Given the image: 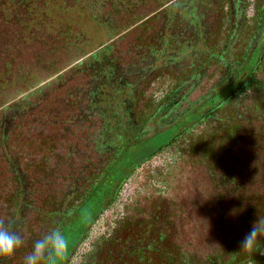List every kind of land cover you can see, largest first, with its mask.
Segmentation results:
<instances>
[{"label":"flooded vegetation","instance_id":"flooded-vegetation-1","mask_svg":"<svg viewBox=\"0 0 264 264\" xmlns=\"http://www.w3.org/2000/svg\"><path fill=\"white\" fill-rule=\"evenodd\" d=\"M46 1L31 24L27 4L0 0V219L24 239L0 264H24L33 242L56 227L81 229L63 264H88L92 242L117 220L139 223L157 201L200 200L197 165L195 193L173 189L165 149L177 134L116 183L92 222L82 214L132 142L183 123L193 103L223 86V62L264 57V0ZM95 56L104 66L93 67ZM258 143L244 177H213L245 212L264 204ZM175 156L179 166L184 157Z\"/></svg>","mask_w":264,"mask_h":264},{"label":"trees","instance_id":"trees-1","mask_svg":"<svg viewBox=\"0 0 264 264\" xmlns=\"http://www.w3.org/2000/svg\"><path fill=\"white\" fill-rule=\"evenodd\" d=\"M40 1L21 0L32 12L30 17L35 18L31 24L40 18L41 13L35 10ZM243 54L238 53L229 65L223 62L220 68L228 69L221 77L223 86L193 103L183 123L171 127L177 129L173 138L178 134L165 149L172 152L168 168L173 189L186 191V198L191 191L195 193L189 178L197 165L200 172L196 171L197 181L192 184H199L203 193L200 200L191 203L187 199L184 207L174 201L168 206L157 201L153 205L156 213L142 215L139 223L135 217L117 220L92 242L88 264H264V236L251 248L241 246L252 225L264 218V204L259 202L255 209L245 212L231 198L232 193L228 195L221 186L215 188L213 178L218 170L225 179L235 180L240 174L244 177L245 168L250 167L248 151L254 144L259 148L258 142L264 144V75L259 72L264 69V57L259 58L257 51L245 59ZM93 59L95 69L104 66L100 57ZM172 102L156 103L155 108L164 111ZM139 144L132 142L114 164L103 188H95L92 199L103 196L99 210L116 183L137 164L124 165L123 159ZM180 152L179 157L184 158L178 166L174 164L175 155ZM188 208L193 217L185 216Z\"/></svg>","mask_w":264,"mask_h":264},{"label":"clouds","instance_id":"clouds-1","mask_svg":"<svg viewBox=\"0 0 264 264\" xmlns=\"http://www.w3.org/2000/svg\"><path fill=\"white\" fill-rule=\"evenodd\" d=\"M264 236V218H259L241 241L244 249L251 248ZM24 245L22 236L0 219V258L11 259ZM69 248V240L59 227L53 228L33 242L32 249L24 257V264H60Z\"/></svg>","mask_w":264,"mask_h":264},{"label":"rangeland","instance_id":"rangeland-1","mask_svg":"<svg viewBox=\"0 0 264 264\" xmlns=\"http://www.w3.org/2000/svg\"><path fill=\"white\" fill-rule=\"evenodd\" d=\"M176 131H177L176 128H171L169 130H166V132H162V133H159L157 135L152 136L147 141H145L143 144L133 146L132 149L126 153V156L123 159L124 165H130L133 162L139 163V162L149 158L150 156L154 155L162 146H164V145H166L172 141V138L175 135ZM102 197H103L102 195H97L96 197H94V199H92L90 202H88L87 208H86L87 210L84 209L82 211L83 215L87 211L85 213V215H87V224L89 222L93 221L94 214H96L100 208ZM85 217L86 216H84L83 218H85ZM97 228L98 227H96L95 230H93V233L98 230ZM80 234H81V229L79 228L77 230V228H75V227L73 228V231L71 233L66 234V236L69 240L68 251H69V249H71L74 246V244L76 243L77 238ZM68 251L65 254V256L63 257L60 264H63L64 259L66 258L67 254H68Z\"/></svg>","mask_w":264,"mask_h":264}]
</instances>
